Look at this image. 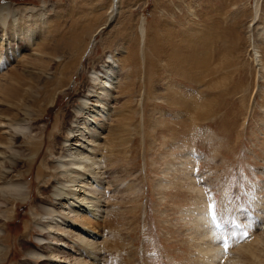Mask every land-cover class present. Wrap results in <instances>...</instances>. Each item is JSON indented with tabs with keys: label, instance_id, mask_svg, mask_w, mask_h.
I'll return each instance as SVG.
<instances>
[{
	"label": "rangeland",
	"instance_id": "obj_1",
	"mask_svg": "<svg viewBox=\"0 0 264 264\" xmlns=\"http://www.w3.org/2000/svg\"><path fill=\"white\" fill-rule=\"evenodd\" d=\"M76 31L83 49L57 46ZM12 36L0 41V264H55L27 256L57 253L54 239L74 250L66 264H264V0H0V39ZM111 53L134 54L118 60L122 124L77 118ZM74 118L104 136L102 212L67 220L99 237L93 255L55 226L53 189L69 178L54 161ZM212 204L235 239L223 259L206 252L222 235L209 240L192 213Z\"/></svg>",
	"mask_w": 264,
	"mask_h": 264
},
{
	"label": "bare ground",
	"instance_id": "obj_2",
	"mask_svg": "<svg viewBox=\"0 0 264 264\" xmlns=\"http://www.w3.org/2000/svg\"><path fill=\"white\" fill-rule=\"evenodd\" d=\"M97 32H95V34L92 36V38L95 37ZM75 33H76L75 35L73 33L74 37L72 36L73 37L72 41L65 39V37L62 38V37L58 36L57 39H55V41H56L55 43L57 44L58 47L60 45H62L65 47L68 46L71 49L74 48V50H81V48L82 49L84 48L83 34L85 32L79 31V33H77V31H76ZM68 34H69V32H68ZM139 36H140V42L141 41L144 42V30L141 27H140V31H139ZM5 39H6V37H5ZM18 40H19L18 37L15 38L14 36H12V38L8 39V41L4 40V39H0L1 43L7 44V45H10L11 43H16ZM133 56H134V54H133ZM133 56H132V54L128 53V57L126 56L127 58L125 57L126 59H124L120 55L117 56V54L115 55V54L111 53L108 56L104 57L103 64H100L96 69H93L89 72V78L87 80L86 87L83 91L82 96L79 98V101H78L79 105L74 109L75 116L83 113L86 110L84 113V115H85L84 118L90 119V117H96V119H99L100 123H105V121H107L106 116H108V113L113 112L112 117L115 118L113 120H116L115 124L119 125V123H121L120 122L121 116H120L118 110H115V108H114L115 106L114 107L112 106L113 104H116V99L118 96V94L116 92L117 91L116 89L118 88L117 84L120 81V80H118V78H119L118 74H119L120 70L122 71V68L124 66L123 63H121V62H120L121 64L119 65L118 60H133ZM176 57L177 56H174L173 59H175ZM143 67H144V64H143ZM118 85H120V84H118ZM196 107H198V106H196ZM77 118H78V116H77ZM77 118H74L73 121H71L70 127L68 129H66V134H67V136L65 138L66 140H64L62 142V150L60 151L61 154H63V155H60L61 158H58L57 160L54 161V164H55L54 168L56 170H58L57 173L59 172L58 173L59 175L64 174V176L66 175L69 178V180H67L68 182L64 179L58 180V182L55 183V186L53 189L55 191V195H54L55 200L54 201H56V206L59 207L58 211H60L59 209L62 210V212H60V213L63 214L64 220H65V221L62 220L61 222L56 221L57 223L55 222V226H56V231L59 233V237L60 236H64V237L67 236L68 237V233L70 235H75L77 240L80 242V244H84L86 246V248H89L88 251H90V252H88V253L93 255V253H95V249H96L95 244L97 243L99 237L97 235H95L92 230H88L87 228H84L81 224L78 225V224L72 223V226L74 229L71 228V225L69 227V225H68L69 222L67 223V220L72 222L73 220L71 221V219L74 217L72 214L76 213L80 209H86V211L90 212V214L91 213L92 214H101V212H102V210H101V207H103L101 204L102 202H100V197L98 198L97 195H99L98 194V191H99L98 187L102 188V189H104V188L101 187L100 185L98 186L97 184H103V182H104L102 179L103 172H102V168H100L101 167L100 165L103 163L106 154L103 155V154H101L102 152L98 153V151L95 150L94 146L99 141V139H102L104 136L102 135V130L96 125V123H93V124L89 123L88 125L87 124L85 125L84 123H82V121L78 122L79 120ZM110 118H108V121ZM89 121H91V120H89ZM111 123H113V121ZM111 123H109V124H111ZM105 125H107V124L105 123ZM4 127H8V126H4ZM11 128L8 127L7 130L8 131L13 130V132H17V130L19 128H22V127H21V125L20 126L17 125L16 127L12 128V130H11ZM109 128L110 127H107V129H109ZM8 131H6L4 129L3 134H6ZM19 131H21V130L19 129ZM4 149H5V147L0 145V169H1V167L4 166V163L6 162V158L8 159V157H6V155H5ZM6 150H8V149H6ZM1 151H3V152H1ZM12 188L15 191L16 190L24 191V189L26 187L23 185L19 186V184H16V185H12ZM25 191H27V190H25ZM21 192H20V194H22ZM197 208L198 209H196L192 213L195 215V218L197 220L196 222L199 226L198 228L200 229V227H201V228H204V230L205 229L208 230L209 240L210 239L214 240V239L218 238L219 235H222L220 237H223V238L227 237V245L226 246L223 244H220V246L219 247L217 246L216 249L215 248L213 249V246H212V248H210V250L208 249L206 251V252H208L207 255H209L210 257L212 255H214L215 257L218 256L219 259L225 258L227 256V254L229 253V247L232 246L231 242L235 239L232 238L233 240H231V242H230V239H231L230 237H228L227 235L223 236V233L225 232L224 231L225 229H223V228H222L223 229L222 232H217L216 228H214L215 226L212 222L213 218H212V214H211L209 208H207V209H202V208L200 209L199 207H197ZM58 214H59V212H58ZM86 214H88V213H86ZM58 217H60V216H58ZM57 219H59V218H57ZM61 219H63V218H61ZM54 220H56V219H54ZM215 221L220 223L217 216H216ZM48 224H50V223H48ZM220 225H222V224L220 223ZM222 226H224V225H222ZM48 228H50V227L48 226ZM207 234L208 233H206V236H207ZM204 235H202V236H204ZM231 236H233V235H231ZM200 238H201V236H200ZM222 239H219V240H222ZM37 240H38V244H40V245H44L47 242L46 240L44 241V239L42 240V238H39ZM209 240H207V241H209ZM48 241H49V239H48ZM53 241L58 246L56 248L57 253L51 249L48 251L49 254L46 255V254H43L42 251L37 250V251L29 252L27 254V256L31 259L41 260L42 262L46 261L47 263L52 262L55 264H57V263L58 264H66V263H71L75 260V259H71V258H74V256H75V255L73 256L74 250L71 247L64 244V242H61V241L57 242L56 239H54ZM207 243H210V242H207ZM48 244H50V243H48ZM210 247H211V245H210ZM238 250H239V248H238ZM206 252H204V253H206ZM59 253H61L62 255L65 253L66 255H64L63 258H61L60 256H62V255L59 256ZM69 254L72 256H70ZM67 255L69 256V258H67ZM94 257H96V256H94ZM212 258H214V257L212 256ZM70 259H71V261H70ZM97 260L98 259L96 258V263H97ZM206 260H208V259H206ZM210 262H213V260H211ZM219 263L221 264V262H219ZM74 264H75V262H74Z\"/></svg>",
	"mask_w": 264,
	"mask_h": 264
},
{
	"label": "snow or ice",
	"instance_id": "obj_3",
	"mask_svg": "<svg viewBox=\"0 0 264 264\" xmlns=\"http://www.w3.org/2000/svg\"><path fill=\"white\" fill-rule=\"evenodd\" d=\"M209 210H210V212H211V214H212V218H213V221L215 222V220H216V211H215V205L214 204H212V205H209ZM234 227H239V225H233ZM217 227H220V225L219 224H217Z\"/></svg>",
	"mask_w": 264,
	"mask_h": 264
}]
</instances>
